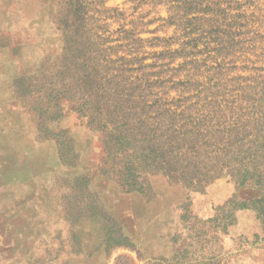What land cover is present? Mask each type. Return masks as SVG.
<instances>
[{
    "label": "rangeland",
    "instance_id": "374dc122",
    "mask_svg": "<svg viewBox=\"0 0 264 264\" xmlns=\"http://www.w3.org/2000/svg\"><path fill=\"white\" fill-rule=\"evenodd\" d=\"M173 1L0 0V264H264V0ZM202 2L226 51L192 76L171 7ZM127 63L208 98L179 151L113 114Z\"/></svg>",
    "mask_w": 264,
    "mask_h": 264
},
{
    "label": "trees",
    "instance_id": "16d2710c",
    "mask_svg": "<svg viewBox=\"0 0 264 264\" xmlns=\"http://www.w3.org/2000/svg\"><path fill=\"white\" fill-rule=\"evenodd\" d=\"M179 3L182 0H174L173 3L178 2ZM188 1V0H186ZM192 5V2H190ZM199 3V2H198ZM203 4H198L195 8L191 9L188 8L185 10L183 7H178L179 5L172 6L171 9H174L176 11V16L179 22L186 19V24L182 23V26H180L181 31V39H188L190 42L188 43V47H191L192 52L185 54V59H188V63L186 66L189 68V71L192 76H196L195 73H199L198 76H200L203 72L207 73L212 70H215V67L207 66L208 59H211V53L215 51H226V48L221 46V43L218 42L217 39H211L210 35L214 33L211 31V27H213L212 24H210V17L211 15L209 13L210 10L208 8L203 9L199 8ZM247 3H239V7L237 10L241 9L244 5ZM197 14L195 18H187V16ZM231 18H234L235 20H241L245 19L249 20V15H246V13H236L230 15ZM193 22H195L194 25ZM220 31V30H219ZM216 31L215 33H217ZM238 36V35H237ZM216 45V47H212L211 45ZM191 45V46H190ZM202 45V50H198V47ZM221 48V49H218ZM258 49L256 46H253L252 50ZM183 51V49H182ZM236 53V52H235ZM196 56L200 57V61L196 60ZM133 63H127V68L132 67ZM129 73V76L127 77L125 83H134V82H141L142 81V87L138 88H132L131 86H128L129 88H126L125 90L119 92V95H122V102L126 104L125 109L119 108L120 112H114L113 114L115 116H120L121 120L130 118L131 116L136 118L139 124H142L141 122H151V127H154L150 130L145 129H139L140 137H147L151 138L152 141L154 139H157L159 137V140L163 138V141H160L162 146L157 148L156 151L162 152V147L166 150H173V151H179L180 145L177 143L178 137H184L192 132L191 123L188 120V118H191L190 115H186L185 112H181V109L183 106H187L189 110H192L194 106H198L201 102H205L208 98H204L203 100H200L199 97H196V102L193 101V96L190 95V89L186 90L184 93L185 97L178 98L179 100L175 101L174 99H164L165 96H169L165 94L167 92L161 91L157 88H153L147 82L144 80V78H141V75H139V70H127ZM197 76V77H198ZM113 95H118V91H113ZM188 95V96H186ZM135 103V106L130 108L127 106V104ZM193 103V104H191ZM205 106V105H204ZM206 109V106H205ZM198 110H195L194 113H196ZM103 115L102 112L98 113L97 116L101 117ZM125 127V124H123ZM149 132V133H147ZM147 133V134H145ZM152 133V134H150ZM159 133V135H157ZM135 136V135H134ZM136 138V136H135ZM158 140V141H159ZM115 142L116 147L112 148L111 143ZM110 143L111 151L113 154L111 157H116L118 148L117 146H121L123 144L121 140H119L117 137L112 139ZM159 144V142H158ZM156 153V152H154ZM108 157H110V154L108 153ZM129 167H127V175L126 180L121 177H119V181L122 183L124 181L127 185L130 186H136L140 182L138 181L140 178L139 169L137 168L136 163L131 162H125ZM126 165V164H125Z\"/></svg>",
    "mask_w": 264,
    "mask_h": 264
},
{
    "label": "crops",
    "instance_id": "0c3cea01",
    "mask_svg": "<svg viewBox=\"0 0 264 264\" xmlns=\"http://www.w3.org/2000/svg\"><path fill=\"white\" fill-rule=\"evenodd\" d=\"M10 64H13V63L10 61V62H9V65H10ZM10 132L12 133V134H11V138H14V134H15V132H13V131H10ZM0 177L3 178L4 176L0 174Z\"/></svg>",
    "mask_w": 264,
    "mask_h": 264
}]
</instances>
